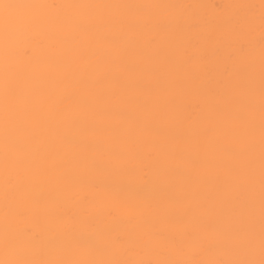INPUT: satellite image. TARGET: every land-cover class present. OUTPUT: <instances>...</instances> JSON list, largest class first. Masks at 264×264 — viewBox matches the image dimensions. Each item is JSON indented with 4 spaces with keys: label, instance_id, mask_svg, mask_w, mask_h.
I'll return each mask as SVG.
<instances>
[{
    "label": "bare ground",
    "instance_id": "obj_1",
    "mask_svg": "<svg viewBox=\"0 0 264 264\" xmlns=\"http://www.w3.org/2000/svg\"><path fill=\"white\" fill-rule=\"evenodd\" d=\"M4 2L0 264H261L262 0Z\"/></svg>",
    "mask_w": 264,
    "mask_h": 264
},
{
    "label": "snow or ice",
    "instance_id": "obj_2",
    "mask_svg": "<svg viewBox=\"0 0 264 264\" xmlns=\"http://www.w3.org/2000/svg\"><path fill=\"white\" fill-rule=\"evenodd\" d=\"M262 6H264V0H262ZM19 6L13 3H0V11L11 17L14 15L15 10ZM23 22H29L27 18L24 19ZM9 264H27V262L17 261V262H9ZM44 264H113V262L109 261H97V260H65V261H49L44 262ZM242 264H253V262H242ZM261 264H264V260L261 261Z\"/></svg>",
    "mask_w": 264,
    "mask_h": 264
}]
</instances>
